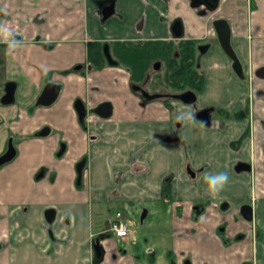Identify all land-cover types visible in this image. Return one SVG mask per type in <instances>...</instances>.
Here are the masks:
<instances>
[{
	"label": "crops",
	"instance_id": "0c3cea01",
	"mask_svg": "<svg viewBox=\"0 0 264 264\" xmlns=\"http://www.w3.org/2000/svg\"><path fill=\"white\" fill-rule=\"evenodd\" d=\"M111 4L115 11L104 20ZM218 19L231 27L243 77L219 42ZM176 21L181 38L173 32ZM0 28L9 30L0 33V157L10 144L15 149L0 166V264H137L130 253L109 247L105 238L115 236L109 232L96 261L92 241L106 231L111 214H100L95 233L92 206L127 210L160 199L174 200L173 222L186 231L194 202L226 201L225 212L213 203L202 218L223 223L231 238L239 231L253 236L256 264H264V0H219L212 10L193 0H0ZM186 40L205 45L196 57L204 75L197 103H143L132 82L157 60L168 73V43ZM13 41L17 46L10 49ZM105 43L115 66L103 54ZM131 43L153 45L166 57L137 73L121 62ZM9 83L14 98L5 104ZM50 83L60 87L59 95L43 105L39 99ZM104 103L109 116L99 113ZM208 107L214 109L205 124L197 110ZM189 112L191 121L177 120ZM172 135L177 140L168 141ZM221 172L229 180L213 196L205 175ZM169 175L171 194L164 199ZM245 205L252 207L251 220L243 216ZM48 209L55 210L52 222ZM242 218L262 232L249 231ZM115 237L112 242L131 245L133 233L128 241Z\"/></svg>",
	"mask_w": 264,
	"mask_h": 264
},
{
	"label": "rangeland",
	"instance_id": "374dc122",
	"mask_svg": "<svg viewBox=\"0 0 264 264\" xmlns=\"http://www.w3.org/2000/svg\"><path fill=\"white\" fill-rule=\"evenodd\" d=\"M105 44L103 47H105ZM123 54H125V59L121 62L128 64L130 67L135 66L137 73L141 72V70L146 73L147 65L152 60H155L156 57H166V53H160L158 48L154 49L153 45L150 44L135 45V43H131L126 47ZM149 73H152L149 81L150 86H147L149 90L159 91L170 88L168 73H166L164 67L161 71L151 67ZM138 82L134 81V83ZM170 194L171 190L169 191ZM173 203L174 200L164 202V200L160 199L155 203L131 206L127 210L119 205H112V208L111 205L93 204V230L96 231L98 229L97 222L100 221V214H112L114 216V213L119 209L124 212V218L133 232L132 243L129 245L120 241L112 242L111 239L115 236L105 239H110L109 247L111 249L117 248L119 253L123 255L130 253L133 259L137 261V264H183L184 260L188 259L196 264V261H200L206 256H208L207 264H217L218 262L221 264H233L235 262L240 264L257 263L255 241L252 249L253 236L249 237V234L244 232L245 236L241 237L242 233L240 232L242 231H239L232 235L231 238L229 237L231 235L230 230H225L223 223L217 225L216 222L202 218L213 203L218 205L221 212H225L228 205L226 201L201 200L194 202L192 221H188L189 231L180 226L181 223L173 222ZM146 210L147 214H145ZM240 222L247 223L251 232L252 229L257 234L262 232V228H257L256 226L254 228V224L244 218ZM216 238L221 241L219 243L220 246L217 244ZM236 245L239 247L237 248ZM124 264L126 263L124 262Z\"/></svg>",
	"mask_w": 264,
	"mask_h": 264
},
{
	"label": "water",
	"instance_id": "95a60500",
	"mask_svg": "<svg viewBox=\"0 0 264 264\" xmlns=\"http://www.w3.org/2000/svg\"><path fill=\"white\" fill-rule=\"evenodd\" d=\"M193 2L196 5H200V4H204V2H199L198 0H193ZM205 5V4H204ZM115 11V7L114 4H111L107 7H105L103 9V19L106 20L108 17H110ZM215 28L217 30L218 33V39L219 42L221 44V46L223 47L224 51L231 57V59H233L235 61V64H238V58L236 56V53L232 47L231 44V27L228 23V21L224 20V19H218L214 22ZM173 32L176 36V38H181L183 35V26L181 24L180 21H176L175 24L173 25ZM104 55L108 61V63L110 65H117L118 62L112 57L110 50H109V44L105 45L104 48ZM82 68V66H78L76 67V69H80ZM161 68V62H156L154 64V69L155 70H159ZM14 90H15V85L14 83H9L7 85V92L5 94V96L2 99V102L5 104H9L13 101L14 98ZM59 91H60V87L54 83H50L48 84L40 99H39V103L43 104V105H50L53 102H55V100L57 99L58 95H59ZM160 96V94H150L148 95V99L150 100H154L156 98H158ZM172 98L183 101L186 104H194L195 102H197V94L191 90L189 91H185L183 93H175L172 94ZM82 109V108H81ZM99 113L102 114L103 116H109L111 113V106L108 103H104L101 107H99ZM85 116V111L84 109L81 110V119H83ZM201 121H203L205 124H210L211 119H210V113H209V109H205L203 111H201L198 116H197ZM178 136L177 135H172L171 137L168 138V141H174L177 140ZM15 155V149L13 147V145L10 144L9 149L7 150V152L5 154H3L0 157V166L8 161H10ZM189 173L192 176H195V173L189 169ZM242 213L243 216L249 220H251L253 218V210L252 207L249 205H245L242 207ZM146 214V213H145ZM144 214V216H145ZM46 219L50 222H52L55 218V210L54 209H48L45 213Z\"/></svg>",
	"mask_w": 264,
	"mask_h": 264
},
{
	"label": "trees",
	"instance_id": "16d2710c",
	"mask_svg": "<svg viewBox=\"0 0 264 264\" xmlns=\"http://www.w3.org/2000/svg\"><path fill=\"white\" fill-rule=\"evenodd\" d=\"M219 0H205L207 9H214ZM168 50V79L169 86L173 90H165L170 93H181L187 90H192L197 93L203 87V72L197 65V42L193 40L181 41L179 44L172 42L167 45ZM159 100L171 102L174 100L172 95H166L165 98L161 97ZM152 101L150 99L143 98L142 102L147 103ZM218 112H221L220 110ZM229 116H239V114H229ZM80 175V174H79ZM172 175L167 176L163 181L162 196L169 198V191L171 188ZM96 233V231H95ZM108 236V233H96L92 244L96 250L102 252V240ZM97 261L100 258L96 259Z\"/></svg>",
	"mask_w": 264,
	"mask_h": 264
},
{
	"label": "flooded vegetation",
	"instance_id": "af4514ba",
	"mask_svg": "<svg viewBox=\"0 0 264 264\" xmlns=\"http://www.w3.org/2000/svg\"><path fill=\"white\" fill-rule=\"evenodd\" d=\"M199 2H204V4H205V0H198ZM106 45V44H105ZM204 46L205 45H198L197 46V54H198V51L200 50V51H202L203 50V48H204ZM105 48V47H104ZM104 48H103V54H104ZM199 49V50H198ZM109 50H110V53H111V55H112V57L114 58L115 56H114V53H113V51L111 50V48H110V46H109ZM197 57V56H196ZM230 57V56H229ZM231 58V57H230ZM238 61H239V59H238ZM156 62H161V61H154V63H153V68H154V64L156 63ZM197 62V61H196ZM232 62H233V67H234V69L237 71V73H239V75H241L242 77L244 76V74H243V69H242V64H241V62L239 61V63L238 64H235V61L232 59ZM161 67H162V62H161ZM161 69V68H160ZM159 69V70H160ZM159 70H157V71H159ZM151 76H152V73H146V75H145V77H144V79L142 80V81H140V82H138V83H134V82H132V89L135 91V93H137L138 95H139V97L141 98V101H142V99L143 98H146V99H148V95H152V94H160V96L158 97V98H156L157 100H159V98H161V97H163V98H165L166 97V95H169V94H175V93H170V92H166L165 90H170V88L169 89H162V90H159V91H151V90H149L148 88H147V86L149 85V81H150V78H151ZM203 81H204V76H203ZM249 84H250V86H252V76H250L249 77ZM187 91H189V90H187ZM192 91V90H191ZM200 91V90H199ZM198 91V92H199ZM185 92V91H184ZM198 92L196 93V94H198ZM181 93H183V92H181ZM198 98V97H197ZM156 99H154V100H156ZM174 99V98H173ZM174 100H177V99H174ZM195 103H197V102H195ZM205 109H209V113L211 114V112L213 111V109L214 108H211V107H208V108H203V109H198L197 110V116H198V114L201 112V111H203V110H205ZM216 113H218V114H220V115H223V116H225V117H230L229 116V113L228 114H225L224 112H216ZM244 114H246V112H243ZM232 117V116H231ZM117 212H122V214H123V216H124V213H123V211H121V210H118V211H116L115 213H114V216H115V214L117 213ZM114 216H112V214L111 215H109L108 217H107V228H106V231L105 232H103V233H107V232H109V233H113V232H111V231H108V220L110 219V218H112V217H114ZM114 234V233H113ZM132 236V235H131ZM118 238V237H117ZM120 239V238H119ZM122 240V239H121ZM92 247H93V244H92ZM93 251H94V254H95V258L96 259H98V258H100L101 259V254H102V252H99L98 250H96V248H95V246L93 247ZM97 261V260H96Z\"/></svg>",
	"mask_w": 264,
	"mask_h": 264
},
{
	"label": "clouds",
	"instance_id": "9594fccd",
	"mask_svg": "<svg viewBox=\"0 0 264 264\" xmlns=\"http://www.w3.org/2000/svg\"><path fill=\"white\" fill-rule=\"evenodd\" d=\"M9 30L7 28H0V33L5 34L7 36ZM17 44L15 41H13L9 48L16 47ZM193 114L191 112L189 113H180L177 116L178 121H191L193 119ZM229 180L228 174L226 172H221L217 174H206L205 175V182L208 185V191L211 195L215 196L219 192H221L224 187L227 185Z\"/></svg>",
	"mask_w": 264,
	"mask_h": 264
},
{
	"label": "built area",
	"instance_id": "2783aa9c",
	"mask_svg": "<svg viewBox=\"0 0 264 264\" xmlns=\"http://www.w3.org/2000/svg\"><path fill=\"white\" fill-rule=\"evenodd\" d=\"M108 231L124 241H128L133 233L122 212H117L108 220Z\"/></svg>",
	"mask_w": 264,
	"mask_h": 264
}]
</instances>
